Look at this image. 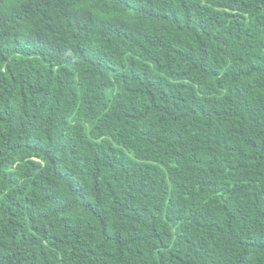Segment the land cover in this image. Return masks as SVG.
Returning <instances> with one entry per match:
<instances>
[{
  "label": "trees",
  "instance_id": "16d2710c",
  "mask_svg": "<svg viewBox=\"0 0 264 264\" xmlns=\"http://www.w3.org/2000/svg\"><path fill=\"white\" fill-rule=\"evenodd\" d=\"M0 264H264V0H0Z\"/></svg>",
  "mask_w": 264,
  "mask_h": 264
}]
</instances>
